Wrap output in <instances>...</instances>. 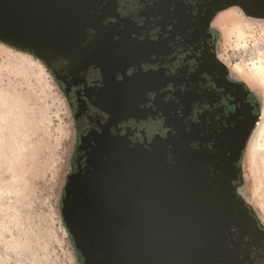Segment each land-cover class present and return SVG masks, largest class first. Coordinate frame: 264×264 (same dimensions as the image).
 Masks as SVG:
<instances>
[{
    "label": "flooded vegetation",
    "instance_id": "flooded-vegetation-1",
    "mask_svg": "<svg viewBox=\"0 0 264 264\" xmlns=\"http://www.w3.org/2000/svg\"><path fill=\"white\" fill-rule=\"evenodd\" d=\"M226 1L89 0L86 25L44 51L73 134L60 210L79 221L85 200L124 195L137 171L146 193L204 200L220 225L211 257L264 264V223L241 193L262 100L221 50L215 19L238 7ZM67 230L78 264H109Z\"/></svg>",
    "mask_w": 264,
    "mask_h": 264
},
{
    "label": "rangeland",
    "instance_id": "rangeland-1",
    "mask_svg": "<svg viewBox=\"0 0 264 264\" xmlns=\"http://www.w3.org/2000/svg\"><path fill=\"white\" fill-rule=\"evenodd\" d=\"M215 24L231 69L262 100L261 119L244 158L241 193L264 223V140L253 143L264 118V19L230 7ZM18 102L20 110L8 114L29 119L25 133L0 128V264H78L60 210L73 140L70 114L50 74L0 42V109Z\"/></svg>",
    "mask_w": 264,
    "mask_h": 264
},
{
    "label": "water",
    "instance_id": "water-1",
    "mask_svg": "<svg viewBox=\"0 0 264 264\" xmlns=\"http://www.w3.org/2000/svg\"><path fill=\"white\" fill-rule=\"evenodd\" d=\"M88 1L0 0V41L44 61V51L51 49L62 33L86 25ZM226 2L224 6H238L247 16L264 19V0ZM129 175L124 195L92 203L87 200L89 205L85 200L79 221L64 201V223L79 236V248L86 255L94 258L98 253L109 264H181L187 259L186 264H230L211 257L220 225L213 214L200 212L202 198L188 199L180 194L174 199L168 191L162 196L149 194L144 191V180L135 179L137 171ZM66 192L70 193L68 188ZM83 235L96 237V245H85Z\"/></svg>",
    "mask_w": 264,
    "mask_h": 264
},
{
    "label": "crops",
    "instance_id": "crops-1",
    "mask_svg": "<svg viewBox=\"0 0 264 264\" xmlns=\"http://www.w3.org/2000/svg\"><path fill=\"white\" fill-rule=\"evenodd\" d=\"M1 42V41H0ZM3 43V42H1ZM5 44V43H3ZM7 45V44H5ZM9 46V45H8ZM10 48L12 49H16V50H19L15 47H12V46H9ZM21 51L22 53H24L26 56H28L29 58H31L33 61H35L36 63H38L40 65V67L42 68V70L47 74H50L49 71L47 70V68L45 67L44 63L38 59L37 57H35L33 54H31L30 52H27V51H23V50H19ZM50 77L52 78V81H54L53 77L51 76L50 74ZM23 102V107H22V111H25V103L24 101H21ZM19 103H14L13 106H8L6 103L3 104V107L0 109H4V111L6 112V115L5 114H2L0 116V128H4L8 133L9 131L12 132L13 134H15L14 132L17 130L19 131L20 133L24 134L25 133V130L27 129V126H28V122H29V119L27 117H23L21 120H20V116H14V114L10 115L8 114V111L11 110V111H15V109H19L20 110V106H19ZM27 104L29 105V102H27ZM27 126H25L26 124Z\"/></svg>",
    "mask_w": 264,
    "mask_h": 264
},
{
    "label": "bare ground",
    "instance_id": "bare-ground-1",
    "mask_svg": "<svg viewBox=\"0 0 264 264\" xmlns=\"http://www.w3.org/2000/svg\"><path fill=\"white\" fill-rule=\"evenodd\" d=\"M264 140V118H263V126L259 127L258 130L254 134L253 143L254 146H257Z\"/></svg>",
    "mask_w": 264,
    "mask_h": 264
},
{
    "label": "trees",
    "instance_id": "trees-1",
    "mask_svg": "<svg viewBox=\"0 0 264 264\" xmlns=\"http://www.w3.org/2000/svg\"><path fill=\"white\" fill-rule=\"evenodd\" d=\"M70 236V235H69Z\"/></svg>",
    "mask_w": 264,
    "mask_h": 264
}]
</instances>
